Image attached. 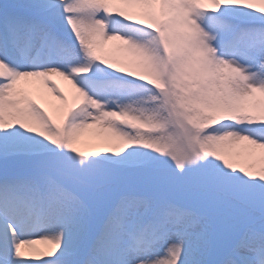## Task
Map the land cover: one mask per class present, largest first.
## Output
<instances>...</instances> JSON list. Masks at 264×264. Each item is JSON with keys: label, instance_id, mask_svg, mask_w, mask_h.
<instances>
[{"label": "snow or ice", "instance_id": "6c2138e0", "mask_svg": "<svg viewBox=\"0 0 264 264\" xmlns=\"http://www.w3.org/2000/svg\"><path fill=\"white\" fill-rule=\"evenodd\" d=\"M0 264H264V0H0Z\"/></svg>", "mask_w": 264, "mask_h": 264}, {"label": "rangeland", "instance_id": "374dc122", "mask_svg": "<svg viewBox=\"0 0 264 264\" xmlns=\"http://www.w3.org/2000/svg\"><path fill=\"white\" fill-rule=\"evenodd\" d=\"M96 133L94 132V130H86L84 133H83V136L87 139L93 135H95ZM45 247V246H43Z\"/></svg>", "mask_w": 264, "mask_h": 264}, {"label": "bare ground", "instance_id": "6f19581e", "mask_svg": "<svg viewBox=\"0 0 264 264\" xmlns=\"http://www.w3.org/2000/svg\"><path fill=\"white\" fill-rule=\"evenodd\" d=\"M57 79V81H58V83H60L61 84V86L62 87H68V85L66 84V82H64L61 78H56ZM38 247H43V246H45V245H43V244H38L37 245Z\"/></svg>", "mask_w": 264, "mask_h": 264}]
</instances>
